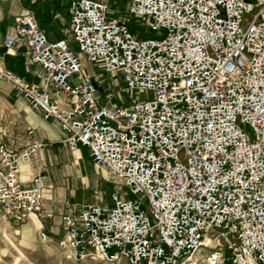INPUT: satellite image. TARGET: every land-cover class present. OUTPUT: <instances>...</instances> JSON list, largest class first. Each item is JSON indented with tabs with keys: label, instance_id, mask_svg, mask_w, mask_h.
<instances>
[{
	"label": "built area",
	"instance_id": "1",
	"mask_svg": "<svg viewBox=\"0 0 264 264\" xmlns=\"http://www.w3.org/2000/svg\"><path fill=\"white\" fill-rule=\"evenodd\" d=\"M128 1L163 35L131 28L106 0H70L69 38L50 39L31 11L15 17L42 83L2 74L132 194L62 213L58 243L110 263L264 264V0ZM70 39L126 89L152 94L98 102ZM49 86L70 105L51 100ZM44 144L0 143V209L14 222L42 209L41 177L23 184L19 160Z\"/></svg>",
	"mask_w": 264,
	"mask_h": 264
},
{
	"label": "crops",
	"instance_id": "2",
	"mask_svg": "<svg viewBox=\"0 0 264 264\" xmlns=\"http://www.w3.org/2000/svg\"><path fill=\"white\" fill-rule=\"evenodd\" d=\"M69 2L70 0H0V118L9 116L13 120L22 121L20 125L10 124L8 130L3 129L2 133L0 132V143L10 150H17L29 143L30 135L45 142L28 159L19 160V176L25 185L30 184V179L35 174H39L42 180V209L26 219L29 222L27 227L29 228L35 222L41 226L46 224L48 235L57 238L64 233L60 215L67 211L75 212L81 207L58 204L60 197L55 194L51 180L62 179V167L67 162L62 157L61 148L65 151L69 150L74 160H77L82 152L88 157L90 154L85 146L72 147L58 124L45 118L41 109L34 107L27 98L20 95L15 89V83L4 76L2 71L15 73L18 79L27 83L35 85L42 83L39 75L41 67L30 58L27 37L15 33V17L19 13L31 11L50 39L69 38L71 27ZM109 6L112 10L110 4ZM9 35L13 36V41L7 45L6 39ZM69 42L75 41L70 39ZM88 76L97 84L95 76L91 74ZM48 89L51 100L57 101L61 106L70 105L72 100L70 95L55 92L52 86ZM21 116L25 117V122ZM48 211L52 215L48 216Z\"/></svg>",
	"mask_w": 264,
	"mask_h": 264
},
{
	"label": "rangeland",
	"instance_id": "3",
	"mask_svg": "<svg viewBox=\"0 0 264 264\" xmlns=\"http://www.w3.org/2000/svg\"><path fill=\"white\" fill-rule=\"evenodd\" d=\"M107 1L113 8L109 10V14L119 17L131 28H139L144 31L142 34L146 35H163V29H151L144 25L142 17L128 12V0ZM70 46L81 60L83 74L95 76L98 102H103L109 98L110 103L122 104L128 98H142L152 94L149 90L126 89L119 72H107L99 63L89 61L78 50L76 42L70 43ZM21 119L25 122L24 116H21ZM21 123L22 121L19 119L13 120L9 116H2L0 118V132L2 133L3 129L8 130L10 124L17 126ZM60 152L67 162L62 167V179L51 180L55 194L60 197L58 204L77 208L84 203L97 201L101 204L110 205L109 196L112 191L127 192L128 195L132 196L129 191H125L123 184L116 183L105 167L97 165L91 156L88 157L86 153L82 152L79 154V158L74 160L69 150L65 151L64 148H61ZM146 204L147 201L144 198L143 206ZM23 222H12L0 209V264H86L87 261L90 264H129L125 259L110 263L95 252L86 257L87 260L86 258L77 259L71 249L58 243L57 237L48 235L46 224L36 227L29 234L27 230L29 222L28 220Z\"/></svg>",
	"mask_w": 264,
	"mask_h": 264
},
{
	"label": "bare ground",
	"instance_id": "4",
	"mask_svg": "<svg viewBox=\"0 0 264 264\" xmlns=\"http://www.w3.org/2000/svg\"><path fill=\"white\" fill-rule=\"evenodd\" d=\"M31 214H34V213H30V215ZM30 215H29V217H30ZM27 222V221H26ZM24 223V222H23ZM40 226V224L38 223V222H35V223H33L27 230H28V233L29 234H31L32 233V231L36 228V227H39ZM216 237V236H215ZM213 240V236L212 235H210V234H207V241L208 242H211ZM94 253H92L91 255H93ZM90 255V256H91ZM91 260V259H90ZM97 262V261H96ZM96 262H94V263H96ZM86 264H90L88 261L86 262Z\"/></svg>",
	"mask_w": 264,
	"mask_h": 264
}]
</instances>
